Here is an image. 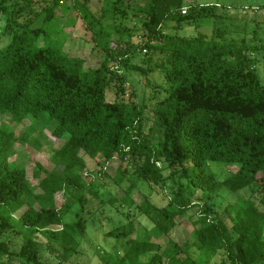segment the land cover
<instances>
[{"label":"trees","instance_id":"16d2710c","mask_svg":"<svg viewBox=\"0 0 264 264\" xmlns=\"http://www.w3.org/2000/svg\"><path fill=\"white\" fill-rule=\"evenodd\" d=\"M31 1H21L27 6L23 14L14 0L10 21L19 31L0 48V116L8 117V125L26 123L28 134L49 128L63 144L52 152L50 170L36 165L33 187L24 166L9 161L16 136L0 124V222L21 239L14 250L0 231V264H51L41 258L38 234L57 249L59 264L78 254L88 222L99 226L96 216L105 210L101 201L98 210L85 211L86 194L98 196L90 190L84 157L101 161L102 179L110 177L105 167L117 162L111 180L119 188L128 183L118 190L123 196L106 199L107 209L133 208L152 226L140 231L130 220L114 225L105 235L125 246L114 264H213L217 257L220 264H264V86L249 55L256 46L223 36L161 32L172 14L218 18L216 6L114 0L108 7L104 0L97 16L88 8L91 0H83L76 6L93 47L103 53L101 64L90 68L68 54L67 39L52 37L45 27L63 0H43L39 15L32 13ZM36 16H42L40 26L34 25ZM109 17L136 19L138 42L132 43L123 21L107 24ZM222 32L217 30L218 37ZM157 52L168 58L160 85L148 81L145 64L134 63L140 56L149 63ZM129 74L142 77L150 96H139L128 85ZM216 163L235 171L219 181L211 172ZM175 180L177 189L172 186L163 206L150 196L132 198L137 183L164 190ZM244 189L256 199H239L220 212L211 206V196L220 191ZM57 195L63 199L60 208L54 204ZM75 207L81 211L77 220L64 222ZM193 208L198 212L191 232L178 244L169 235Z\"/></svg>","mask_w":264,"mask_h":264},{"label":"rangeland","instance_id":"374dc122","mask_svg":"<svg viewBox=\"0 0 264 264\" xmlns=\"http://www.w3.org/2000/svg\"><path fill=\"white\" fill-rule=\"evenodd\" d=\"M17 1L19 2L17 10L22 9L23 14H26V3L21 2L22 0ZM113 1L106 0V6L109 7ZM82 2L83 0H69L67 2L63 0V4L56 8L54 17L45 24V27L52 37L61 39L64 37L67 39L68 54L71 57L84 59L85 67L95 68L101 64L103 53L98 48L93 47L94 45L90 39L91 33L86 29V24L81 18V9L76 6V3L82 4ZM103 4L104 0H91L88 8L98 16L101 13ZM44 5L45 2L43 0H32L30 9L33 14L37 13L39 15ZM185 5L188 7H196L198 5L216 6L220 17H176L175 14H172L164 21L161 32L165 36L178 38H193L202 34L207 39L217 40L223 36L222 39L225 41L244 42L248 45L256 46L249 55L253 59L260 84L264 86V0H185ZM13 8L14 0H0V48L7 45L12 36L19 31L18 26L10 21ZM133 19L123 21L119 17L114 20L109 17L107 24H119L123 21L125 28L132 32V43L136 44L141 36V30H139V23L135 25L137 20ZM41 22L42 16H36L34 25L40 26ZM218 29L223 31L219 37L216 34ZM143 55H149V52ZM137 60H142V57H138ZM137 60L134 63L145 64V68L149 73L148 81L151 84H164V74L168 68L167 54L160 52L152 54L149 63H145L144 60H142L144 63ZM126 78L128 85L139 96H150V91L145 89L141 76L129 74L126 75ZM0 124L8 125V117L0 116ZM8 126L11 127L16 136L13 155L9 161L15 165H23L32 186L36 187L38 180L32 178L33 172L36 171V165L39 164L44 169L50 170L53 166L50 162L51 154L54 150L61 147L63 141L56 140L50 134L49 128L41 132L33 130L28 134V125L26 123L19 125L10 123ZM43 127H45L43 123L39 125L40 129ZM84 159L86 171L91 174L90 190L98 196V199H94L90 194H86L85 211L98 210L97 206L101 201L105 204L102 205L105 210L101 216L99 215L100 218L96 216L97 225L100 223L99 226L88 222L86 240L80 246L78 254L66 264H114L121 257L125 246L115 239L108 238L105 234L118 222H126L128 220L132 221L140 231L152 230V226L146 218L138 214L133 208L113 207L107 209L106 199L113 194L116 197L123 196V193L118 190L120 188L125 190L128 186V183L124 182L120 188L116 187L110 178L114 175L117 162L105 167L104 170L110 177L102 179L99 174V162L101 161L99 159H89L88 157H84ZM234 171L235 168L226 166L224 163L211 164V172L219 181L228 177ZM164 175L167 176V173ZM132 176L130 180L134 182V174ZM177 182L176 180L169 182L164 190L149 187L145 183H137L132 198L135 202H139L144 197L150 196L153 203L163 206L171 197L172 186L174 185V191L177 189ZM252 196L249 189H244L238 194L222 190L218 195L211 196V206L214 210L220 212L227 204H233L239 199H256L255 195ZM203 200L205 201L206 199ZM206 201L209 202V200ZM54 204L56 208L61 207L63 204L61 195L55 197ZM197 212L195 208L190 209L185 215L186 221L180 222L177 229L170 233V239L178 244H183L191 232L190 223L196 218ZM80 214L81 211L75 207L70 214L65 216L64 222L76 221ZM0 231L4 235V240L12 249L17 250L21 246V239L15 228L0 222ZM35 239L40 245L42 260L51 264H59L60 258L58 257L59 252L57 249L53 250V246L46 244L45 239L39 234L35 236ZM220 262L222 263V260L219 257L213 260V264H220Z\"/></svg>","mask_w":264,"mask_h":264},{"label":"built area","instance_id":"2783aa9c","mask_svg":"<svg viewBox=\"0 0 264 264\" xmlns=\"http://www.w3.org/2000/svg\"><path fill=\"white\" fill-rule=\"evenodd\" d=\"M60 4H62V2L60 1ZM182 14H185V11L182 12Z\"/></svg>","mask_w":264,"mask_h":264}]
</instances>
